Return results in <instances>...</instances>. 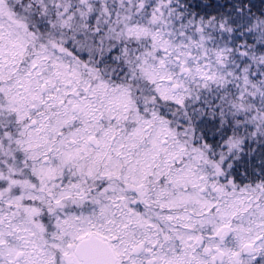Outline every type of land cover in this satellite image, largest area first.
<instances>
[{"label":"snow or ice","instance_id":"snow-or-ice-1","mask_svg":"<svg viewBox=\"0 0 264 264\" xmlns=\"http://www.w3.org/2000/svg\"><path fill=\"white\" fill-rule=\"evenodd\" d=\"M0 264H264V0H0Z\"/></svg>","mask_w":264,"mask_h":264}]
</instances>
